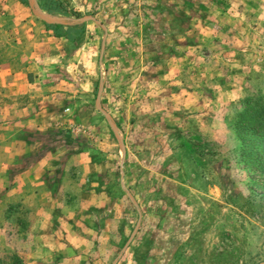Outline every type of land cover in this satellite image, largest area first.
Segmentation results:
<instances>
[{
    "label": "rangeland",
    "instance_id": "374dc122",
    "mask_svg": "<svg viewBox=\"0 0 264 264\" xmlns=\"http://www.w3.org/2000/svg\"><path fill=\"white\" fill-rule=\"evenodd\" d=\"M0 115V264H264V0H0Z\"/></svg>",
    "mask_w": 264,
    "mask_h": 264
},
{
    "label": "crops",
    "instance_id": "0c3cea01",
    "mask_svg": "<svg viewBox=\"0 0 264 264\" xmlns=\"http://www.w3.org/2000/svg\"><path fill=\"white\" fill-rule=\"evenodd\" d=\"M10 93H12L13 91L15 93H19V90H16V88H10ZM22 93V92H20ZM7 115H0V177H3V174L6 173L7 176V180L10 176V178H12L10 172L13 171L14 168H18L16 166H14L12 164V160L14 157H20V153L22 152L21 150V146L23 144V142L21 141V139H16L15 136L10 133V132H6L4 131L5 127L4 125L6 124L7 121ZM10 121V120H9ZM20 143V145L17 147L16 143ZM24 145V144H23ZM21 158V157H20ZM37 164L34 165V167H36ZM19 171V170H18ZM23 170H21L20 172H22ZM32 170H30L31 172ZM26 172L27 171H23L21 175V180L23 181L24 177L26 178ZM29 172V173H30ZM5 177V176H4ZM26 182V180H25ZM9 183H14L13 180H11ZM25 193H28V190L26 188ZM24 193V194H25ZM26 196V194H25Z\"/></svg>",
    "mask_w": 264,
    "mask_h": 264
},
{
    "label": "trees",
    "instance_id": "16d2710c",
    "mask_svg": "<svg viewBox=\"0 0 264 264\" xmlns=\"http://www.w3.org/2000/svg\"><path fill=\"white\" fill-rule=\"evenodd\" d=\"M260 130H262L263 131L262 133L264 134V128H262ZM246 134L247 135L245 136V139H247L249 141L246 142L244 140V138H242L245 143L242 144V147L241 148H242V150H244L245 153H247L248 155H250V157H251L250 159H252L253 156H251V155L254 154V153L252 152L253 150H251V149L257 147V144L255 143V141H253V140H256V137H250V136H248V134H251V132H249L248 128L246 130ZM250 141H253V142H250ZM262 144L264 145V138L262 139ZM257 162H261V161L258 159Z\"/></svg>",
    "mask_w": 264,
    "mask_h": 264
}]
</instances>
